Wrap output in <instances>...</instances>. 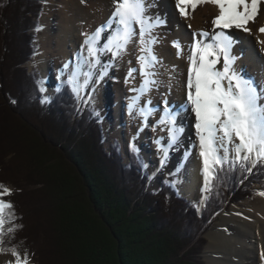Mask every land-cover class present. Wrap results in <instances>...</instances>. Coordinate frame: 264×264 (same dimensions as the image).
I'll use <instances>...</instances> for the list:
<instances>
[{"label": "trees", "instance_id": "trees-1", "mask_svg": "<svg viewBox=\"0 0 264 264\" xmlns=\"http://www.w3.org/2000/svg\"><path fill=\"white\" fill-rule=\"evenodd\" d=\"M43 1L0 0V186L21 184L22 193L6 199L15 218L4 225L2 247L12 244L36 264H203L204 233L222 210L251 198L255 183L264 185V162L250 172L226 165L201 213L174 180L150 189L137 145L126 162L120 142L107 145L101 115L79 103L69 79L43 99L38 72L24 65L37 50ZM16 148L26 156L17 165Z\"/></svg>", "mask_w": 264, "mask_h": 264}, {"label": "bare ground", "instance_id": "bare-ground-1", "mask_svg": "<svg viewBox=\"0 0 264 264\" xmlns=\"http://www.w3.org/2000/svg\"><path fill=\"white\" fill-rule=\"evenodd\" d=\"M53 3L52 0L47 3L48 9L45 11L43 26H41L43 45L37 56L40 55L42 60H52V63H62L65 59H71L73 55L81 52L85 33H93L109 20L113 11V0H58V2L55 1L54 5ZM146 4L148 6L147 14L154 18L158 17L164 23L155 28L152 33L157 38L153 51L159 61L153 69L157 73L155 76L156 84L151 87L150 91L140 97L139 103L133 110L138 111L140 107L150 108L159 104L165 105L170 111L174 109L178 111L176 127L182 128L184 133L181 134V139L172 151L175 168L178 171L177 173L186 177L190 186H196L195 190H198V195L204 200L208 191L204 190L205 176L203 174V160L199 155V141L194 127L195 116L190 108L185 110L182 106L186 105L188 94L187 80L191 67L188 57L192 54L191 50L195 41L201 39L198 34L202 30L212 34L215 29L212 21L218 14V10L211 4H203L197 6L195 11L190 7L187 8L188 15L185 16L181 14L177 7V0H146ZM247 27L250 31L235 27L223 31L233 41L231 55L235 57L234 68L245 79H250L253 82L261 96L260 103L264 104V33L259 31L261 27H264V4H261L255 22H249ZM215 31L220 32L221 29H215ZM107 34V32L104 33L105 36ZM181 38L184 39L183 42H181ZM138 40L137 30V37L127 46L125 63L119 70L116 68V71H114V75L117 76L118 80L114 82L113 86L120 93L127 94L130 103H132V97L138 94L132 89L140 88L143 82V77L139 72L140 64L137 61V57L141 55V46ZM174 42L179 43L182 51L174 46ZM240 52L241 54H239ZM104 56H101V59ZM78 63L74 61L75 66ZM129 64H131L130 68L137 69L131 76H129V72L125 71ZM85 68L87 66L84 67V71ZM217 68H222V59L221 63L217 64ZM99 70L104 69L100 68ZM94 71L97 72L98 70ZM95 81L91 77L90 86H93ZM161 98L162 101H160ZM126 108L128 114H130L129 104ZM158 113L159 110L153 111V117H161L162 113L159 115ZM124 118L128 119V117ZM155 123L154 126L158 125L156 127L157 134L154 137L156 138V146H158V158L155 156L154 161L160 167V171L155 169L154 177H159L160 172L169 170L172 163L169 157L166 160L161 146L167 148L168 155L170 152L168 149L174 146L177 140L169 146L167 126ZM147 124L143 123V125ZM152 127V125L146 127L139 125L144 134L141 136L146 139L149 128ZM143 128H146V130ZM181 152H183L182 155ZM180 155L181 157L178 159ZM182 156H185L183 164H181ZM259 197L262 199V204L259 203L251 209L235 208L216 224L210 233V243H208L209 247L206 251L209 261L212 259V261L221 262L213 254L216 250L215 243L221 237H228L229 241L233 242L235 249L232 250L231 254L226 251L222 253L223 256L217 255L218 259L223 260V264H234V262L237 264H264V195H259ZM231 223L233 226L240 227V232L237 234L229 232V227L232 226ZM256 230L262 233V240L257 238ZM238 245L240 247H237ZM9 262H11V259L8 255L0 257V264H9Z\"/></svg>", "mask_w": 264, "mask_h": 264}, {"label": "snow or ice", "instance_id": "snow-or-ice-1", "mask_svg": "<svg viewBox=\"0 0 264 264\" xmlns=\"http://www.w3.org/2000/svg\"><path fill=\"white\" fill-rule=\"evenodd\" d=\"M203 4H211L217 8L218 14L212 23L221 31L216 32L214 29L209 34L202 30L198 34L201 39L195 41L192 54L188 57L191 65L187 80L188 94L186 105L182 107L185 110L190 108L195 116L194 127L205 176L204 190L209 191L211 179H217V173L223 171L226 165L228 170L240 167L250 172L258 163L264 162V104L260 103L261 96L253 82L245 79L234 68L235 57L231 55L233 41L223 31L233 27L250 31L247 25L255 22L264 0H177V7L185 16L188 15L187 8L195 11L197 6ZM147 13L146 0H113L109 20L93 33L84 34V45L77 57L79 63L68 80L73 85L74 92L78 94L77 84L81 76L85 78L84 84L87 85L92 70L97 65L104 69L98 77L102 79L107 65H101V56L110 54L113 61L121 58L127 52V46L137 37L138 30L141 55L137 57V61L143 82L140 88L132 89L138 94L132 97L129 110L136 108L140 97L156 84L157 73L153 69L159 61L153 51L157 38L152 33L164 23ZM259 31L264 33V27ZM106 32L107 36L104 35ZM174 46L182 51L178 42H174ZM221 59L222 68H217ZM85 66L88 68L87 72L84 71ZM64 67L67 68L68 64ZM135 71L137 69H130L129 76ZM138 114L146 123L153 110L146 106L140 107ZM177 115L178 113L166 107L157 121V124L167 126L169 146L176 142L178 134L183 131L176 127ZM161 150L166 157L167 148L161 146ZM10 194V189L0 186V252L7 251L14 257L9 264H28L27 253L21 256L15 247H2L4 225L15 218L10 211L13 207L11 203L2 199L4 195ZM15 230L16 227L13 226L7 232L13 233Z\"/></svg>", "mask_w": 264, "mask_h": 264}, {"label": "rangeland", "instance_id": "rangeland-1", "mask_svg": "<svg viewBox=\"0 0 264 264\" xmlns=\"http://www.w3.org/2000/svg\"><path fill=\"white\" fill-rule=\"evenodd\" d=\"M49 1H51V0H48V2ZM52 1L54 3H55V1L58 2V0H52ZM47 3H45V5L43 7L44 10H41L40 16H39L41 23H40L39 29L37 30L38 36L36 39L39 49H38L36 55H34L33 60L31 62L24 64L25 66H29L30 68H34L38 72V75L40 76V81L45 87V89H43L45 91L44 92V99H48V98L50 99L54 95V93L60 88L62 81H64V79L67 76H70L73 73V71L76 70L77 65L76 66L74 65V61L79 62L78 58H77L78 53L73 55V57L71 59H65L62 63H52L53 62L52 60H50V61L47 59L42 60V57L40 55L37 56L38 52L40 51V49L42 48V45H43V42L41 39L43 31L41 30V26H43V17L45 16V11L48 9ZM54 3H53V5H54ZM54 8H56V6H54ZM177 13H179V12H177ZM174 14H175V12H174ZM31 17H33L32 14H31ZM22 25H24V24H22ZM17 29H19V26L17 27ZM233 33H236V32H233ZM183 41H184V39L181 38V42H183ZM101 43H103V41H101ZM126 53L121 58H119L115 61H113L111 59L110 54H106L104 56V58L102 57L101 65H107L106 74L103 76L102 79H99L98 77H99L101 71H103V70H99L102 67L100 65H97L96 66L97 69L94 68L92 70V76L91 77L94 78V80H96L95 83L93 82L94 83L93 86H90L89 81L91 79L88 81L87 85H85L84 84L85 78L83 76H81L79 78V82L77 84V89H78L79 95L81 96V98H88V102L92 103L94 105V107L97 108L99 110V112H101L102 120L107 125V142L109 144L115 138L119 139L122 143L124 154L126 153L127 145L129 143H135V145L138 146L140 153L146 159V162H147L146 166L150 171L151 176H150L149 186L151 188H154V189L159 188V186L161 185V181H163V179H168L170 177L174 178L177 181V183L179 184V190H180L181 194L186 195L192 203L197 204L198 208H201L205 202V199L208 197L209 191H208L207 196L203 200V198L198 195V193H197L198 190L197 191L195 190L196 186L195 187L190 186V184L186 180V177H183L182 175L177 173L178 171H176L177 169L175 168V160H174L173 155H172V151L174 150L177 143L181 139V134L184 133V131L180 132V134L178 135V137L176 139L177 140L176 144L174 146H171V148L168 149L170 152L166 156V160L169 157L170 162H172L170 169L165 170L164 172H160L159 177H154L155 176V169L159 170V168H160L157 165V163L154 161L155 156H156V158H158V154H157L158 146H156V141H155L156 138H154V137H156V134H157L156 127L158 125L154 126L153 125L154 124V118L151 119V117H149L148 118V123H149L148 126L152 125L153 127L149 128V132L147 134L146 139L143 136H141L144 134L142 133V129L139 128V125L142 127L143 126L145 127V125H143L144 122H142L143 118L138 114V111L132 110V111H130V114H128V110L126 108L128 106V104H130V101L128 100V95L125 93H120L118 91V89L113 86L114 82H116L118 80L117 76L114 75V71H116V68L119 70L123 66V64L125 63ZM239 54H241V52ZM254 61H255V59H254ZM65 64H68L67 68L64 67ZM250 64H251V62H250ZM130 65L131 64H129L126 67L125 71L129 72V70L132 68V67L130 68ZM94 70H98V71L96 72ZM87 71H88V68H85V72H87ZM160 101H162V98ZM86 103H87V101H86ZM159 106L160 105L158 104L154 107V111L159 110L158 115L162 113L163 108H164L163 105H162V108H161V106L160 107ZM134 113L136 115H133ZM151 116L153 117V115H151ZM124 117H128V119H126ZM143 129L146 130V128H143ZM143 132L145 133V131H143ZM164 145H165V143H164ZM16 147L18 148L17 145H16ZM17 148H16V150H17ZM20 151H18L17 154L13 158V159H16V165L19 164L20 161L22 162L26 157L24 155V152H20ZM182 153L183 152H181V155H182ZM181 155L179 156L178 159H180ZM182 158L183 159L181 160V164H183V162L185 161V156H182ZM10 161H12V159L9 160L8 163H5V164H9ZM124 161H127L126 156H125ZM25 168L28 170L29 167L27 166ZM25 168H23V169H25ZM10 184L12 185V187H11V185H9V186H7V188L10 189L11 191L13 190V192H15L14 194L16 195V197L18 196V194H20L19 196H22V193L19 191L21 189V186H19V185H21V184H19V185H17L16 183H14V184L10 183ZM16 187L17 188L19 187L18 193L16 192L17 191ZM23 188H24V190H28L29 186H25V187L23 186ZM253 190H254V193H253V196L251 199H245L243 201L238 202L237 204L231 205L228 209L223 210L218 215V218H217L216 222L214 223V225H212V227L210 229H208L204 233L203 236L205 238H207L206 236L208 235L210 238V233L214 229L216 224L219 221H221V218L223 219V217L226 216L228 213H230L233 209H235V208L236 209H238V208L251 209V208L255 207L256 205H258L259 203L262 204V199H261V197H259V195H260V193L264 192V185L260 186L259 184L255 183L253 186ZM36 195H37L36 197L39 200L44 199L43 197H45V193H42V195H44V196L40 195L39 193ZM7 198L9 199L10 195H4L2 199H4L6 201ZM44 203L46 205L47 201H45ZM45 207L49 208L48 205L44 206V209H42V213H43L42 216H43V218L48 220L50 218L49 217L46 218L47 212H45V211H47V209ZM23 212L25 214H28L25 211H23ZM26 217L28 218V216L27 215L24 216L25 221L27 219ZM230 225H232V223ZM240 230L241 229L238 226L232 225L229 227V232H232L233 234H237L238 232H240ZM255 233L257 235V238L262 240V233L258 230H256ZM209 238H207V239H208V242L210 243ZM39 241L41 242L40 237H39ZM215 246H216V250L213 253L215 255L214 257L218 261H221V262H216L214 260H213L214 261L213 262L212 259H211V261H209V258L206 255V251L209 247V244H208V246L207 245L205 246L206 248L202 251V253L200 255V257L202 258L203 264H223V260L218 259L217 255L223 256L224 254H222V253H224L226 251H228V253L231 254L232 250L235 249L233 242H230L228 237H223V238L221 237V238L217 239ZM12 247L13 246L11 244V246H8V249H10ZM43 247L45 248V250L50 251V249L48 248L49 244H47L46 242H43ZM237 247H240V246L238 245ZM20 250H22V249L20 248ZM2 255H8L9 258L11 259V261L14 260V257H12L11 254L7 251L0 252V257ZM23 255L24 254H21V256H23ZM45 255H46V253H45ZM231 261H233L232 258H231ZM28 264H36L31 256H28ZM234 264H237V263L234 262Z\"/></svg>", "mask_w": 264, "mask_h": 264}, {"label": "water", "instance_id": "water-1", "mask_svg": "<svg viewBox=\"0 0 264 264\" xmlns=\"http://www.w3.org/2000/svg\"><path fill=\"white\" fill-rule=\"evenodd\" d=\"M205 236H206V235H205ZM206 237L209 238L208 235H207Z\"/></svg>", "mask_w": 264, "mask_h": 264}]
</instances>
